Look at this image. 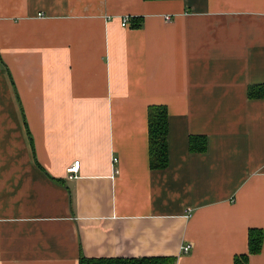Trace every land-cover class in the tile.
Masks as SVG:
<instances>
[{"label":"crops","instance_id":"0c3cea01","mask_svg":"<svg viewBox=\"0 0 264 264\" xmlns=\"http://www.w3.org/2000/svg\"><path fill=\"white\" fill-rule=\"evenodd\" d=\"M254 86L264 0H0V264L249 255L250 230L264 233ZM154 106L169 113L163 170Z\"/></svg>","mask_w":264,"mask_h":264},{"label":"trees","instance_id":"16d2710c","mask_svg":"<svg viewBox=\"0 0 264 264\" xmlns=\"http://www.w3.org/2000/svg\"><path fill=\"white\" fill-rule=\"evenodd\" d=\"M153 1V0H145ZM134 26H142V21L133 22ZM263 91V92H262ZM249 88V97H264V88ZM168 131L169 113L165 106H154L149 109V160L152 170H163L168 166ZM205 138V137H203ZM191 139V148L195 151H204L207 148V141L196 145ZM264 233L260 229H251L249 232V255L258 254L263 246ZM249 255L237 256L234 264H249ZM80 264H176L174 259L167 258H113V259H89L81 256Z\"/></svg>","mask_w":264,"mask_h":264},{"label":"built area","instance_id":"2783aa9c","mask_svg":"<svg viewBox=\"0 0 264 264\" xmlns=\"http://www.w3.org/2000/svg\"><path fill=\"white\" fill-rule=\"evenodd\" d=\"M166 21H170V18L167 17ZM130 25V18L129 17H125L122 20V26L123 27H128ZM115 161H117L115 159ZM80 166H81V162L80 161H75L72 165H70L67 169H66V174H67V179L68 180H73L77 178V175L79 173L80 170ZM192 250V246L190 244H187L185 246H183V252L184 253H189Z\"/></svg>","mask_w":264,"mask_h":264}]
</instances>
